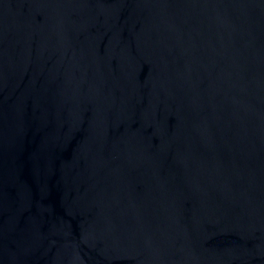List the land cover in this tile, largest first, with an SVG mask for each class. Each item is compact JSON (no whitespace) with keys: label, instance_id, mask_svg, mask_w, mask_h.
<instances>
[{"label":"water","instance_id":"95a60500","mask_svg":"<svg viewBox=\"0 0 264 264\" xmlns=\"http://www.w3.org/2000/svg\"><path fill=\"white\" fill-rule=\"evenodd\" d=\"M0 264H264V0H0Z\"/></svg>","mask_w":264,"mask_h":264}]
</instances>
